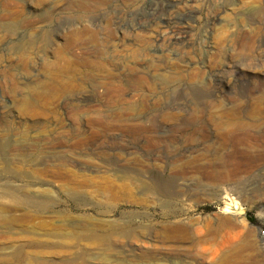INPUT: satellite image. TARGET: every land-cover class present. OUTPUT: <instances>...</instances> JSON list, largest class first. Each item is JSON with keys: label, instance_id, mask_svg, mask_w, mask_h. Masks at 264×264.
Returning a JSON list of instances; mask_svg holds the SVG:
<instances>
[{"label": "rangeland", "instance_id": "1", "mask_svg": "<svg viewBox=\"0 0 264 264\" xmlns=\"http://www.w3.org/2000/svg\"><path fill=\"white\" fill-rule=\"evenodd\" d=\"M71 46L77 89L25 104L66 79L52 64ZM110 76L128 102L165 95L162 111L237 105L241 127L112 121L156 109L115 103L98 87ZM0 212L14 221L0 222V264H216L247 238L233 264H264V0H0ZM179 224L190 234L162 247Z\"/></svg>", "mask_w": 264, "mask_h": 264}, {"label": "bare ground", "instance_id": "2", "mask_svg": "<svg viewBox=\"0 0 264 264\" xmlns=\"http://www.w3.org/2000/svg\"><path fill=\"white\" fill-rule=\"evenodd\" d=\"M77 34H78V32H77ZM179 40H180V37H175V35L172 36L171 38L160 35L159 37L157 36V38L154 41L157 43V45L160 42H162V43L164 42L165 44H167L169 46L173 43L177 44L179 42ZM68 51H69V54H71V59L69 60V62L64 67H61V64H60L61 59L59 57H57V61L54 64H52V67L54 68L56 77H58V79H59V77H62V76L65 77L66 76V79L61 80V81L59 80L60 82H58V83H48L45 81H39L38 83L33 84L30 87L29 97L24 100L25 104L31 103L33 101L45 100L46 97L49 95L58 96L64 91L77 89V83H76V72H77V70L75 72L72 67H73V64H79V61H78L79 59L74 54L75 48L73 46H71L68 49ZM91 62L92 61H88L87 64L90 66ZM49 67H51V66L49 65ZM52 67H51V69L53 71ZM162 78H164V77H161V81H162ZM114 81H115L114 77L110 76L109 78H106L105 81L98 83L99 84L98 87L106 88L107 93H109V95H111L113 97V100L115 103H119V104L121 103L122 104V103L128 102L124 96L126 88L124 89L122 87L117 86L114 83ZM135 86H134V88H135L134 91H138L139 86L138 87H135ZM148 92H150L151 94H155L151 88L148 89ZM151 94L144 92V93L138 95L139 97L137 100L134 99L133 101H130L128 103L134 104V103L139 101V102L143 103L148 108L154 107V109H156L155 114H146L145 111L144 112H133V113H132V111H130V112L120 111V112H117V113H114L111 115H104V116L106 118H109L112 121H115V122L142 123V122H146V121H154V119L156 117H162V118H168L171 120H175V119H181V118L182 119L183 118H195L196 116L200 115L202 117H206L210 121L217 123L219 127H226V128H233V129H235L236 127H241L244 109H242V110L239 109L237 107V105L234 107L228 108V107H226V105L222 101L215 99L214 101H211L210 102L211 104H208L207 107H205V108L200 106V105H197V106L191 107V109L190 108L186 109L185 107H179L178 109L177 108H170L167 110H172V111L168 112L165 109H164V111L159 110V105H161L162 100L165 98V95H161L159 97V96H153ZM176 110H178L179 112H175ZM133 126L136 128L140 125H133ZM56 161L58 162V164L60 166H63L65 163V160L60 159V158L56 159ZM179 162H181V160L180 161L177 160V161L173 162L172 164L177 165ZM172 191L176 192V189L173 188ZM151 192H152L151 190L147 189L148 194ZM216 194L219 197V199H218L219 201L231 198V194H230L229 189L225 188L224 186L219 187L218 193H216ZM153 198H155V197H153ZM231 199L234 200L233 198H231ZM237 203L238 202L236 201V204ZM243 214H244L243 209H241L240 211H238L236 213V215H239V216H242ZM5 215L4 214L2 215V213L0 212V222L4 223L7 226H11L14 223V221L12 220V218H9ZM240 222L245 223L244 218H242ZM51 228H52V226H51ZM51 228H49V229H51ZM191 230L192 229L190 226L183 225V224L182 225H180V224L174 225V226L173 225L172 226H164L159 231L160 235L157 238V239H159L158 243H160L162 245V247L178 246L179 244L183 243L184 238L190 234ZM201 242L202 241L200 240L199 242H197V244L199 245ZM253 249H254V245L252 243V240L250 238H247V239L239 242L238 244H235L233 247L231 245V248L230 249L228 248V250L226 252L222 253V255L219 256L218 259H216V262H214V263H216V264H231L232 263L233 264L236 262H240L246 256H248V253L250 251H252Z\"/></svg>", "mask_w": 264, "mask_h": 264}, {"label": "built area", "instance_id": "3", "mask_svg": "<svg viewBox=\"0 0 264 264\" xmlns=\"http://www.w3.org/2000/svg\"><path fill=\"white\" fill-rule=\"evenodd\" d=\"M261 240L264 241V230L261 232Z\"/></svg>", "mask_w": 264, "mask_h": 264}]
</instances>
